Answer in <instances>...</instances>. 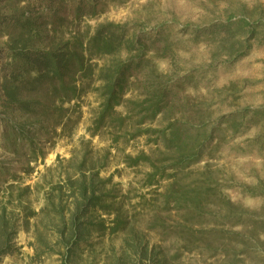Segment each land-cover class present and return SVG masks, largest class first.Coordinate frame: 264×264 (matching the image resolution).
Instances as JSON below:
<instances>
[{"label": "rangeland", "instance_id": "rangeland-1", "mask_svg": "<svg viewBox=\"0 0 264 264\" xmlns=\"http://www.w3.org/2000/svg\"><path fill=\"white\" fill-rule=\"evenodd\" d=\"M54 1L0 0V18L7 5L28 4L39 16ZM72 20L58 33L63 42L103 22L165 34L148 52V69L167 75L163 82L179 81V108L217 128L212 148L184 180L208 186L205 215L191 219L199 231L180 234L174 226L184 227L185 211L164 205L160 195L170 180L150 184L147 162L129 164L128 156L141 152L161 158L155 135L133 138L132 127L93 131L97 82L62 104L61 120L59 111L45 117L5 104L1 82L15 65L2 52L11 31L0 22V264H264V194L255 193L257 182L264 186V116L250 112L264 107V0H128ZM227 20L263 25L256 33L233 27L221 41L211 27ZM188 28L201 31L200 38L184 33ZM137 96L132 88L124 98ZM147 124L163 128L166 121ZM83 187L95 199L86 209ZM228 214L242 218L227 220ZM156 216L170 228L154 223Z\"/></svg>", "mask_w": 264, "mask_h": 264}, {"label": "trees", "instance_id": "trees-1", "mask_svg": "<svg viewBox=\"0 0 264 264\" xmlns=\"http://www.w3.org/2000/svg\"><path fill=\"white\" fill-rule=\"evenodd\" d=\"M126 1L128 0H55V6L51 5L48 11L39 16L32 14V8L28 4L12 7L7 5L10 11L0 18V22L3 23V28L11 32L7 35L8 40L3 45L2 52L15 66L3 76V102L13 106L21 104V108L31 115L48 117L50 113L59 111L61 120L67 111L62 104L74 100L80 91L97 82L93 89L97 93L99 105L93 120V131L102 128L125 131L132 127L136 130L131 135L133 138L143 134L155 135L153 141L160 150L161 158L152 160L149 155L141 152L134 157L128 156L127 160L130 165H137L141 161L148 163L147 179L150 184H159L164 177L170 180L160 195L165 199L164 205H171V209L180 215L185 211L184 227L180 223L174 228L186 236L199 231L192 227L191 219L203 214L204 193L207 194L209 189L208 186L204 189V184L192 187V183H185L184 180H187L189 168L212 148L211 142L217 128L212 129V124L209 126L210 122L203 119L192 121L194 118L188 110L180 109L184 107L176 102L174 91V86L179 81H175V84L170 78L163 82L161 78L167 75L148 69L151 61L148 52L155 44L166 40L165 34L160 30L154 36H148L140 31L136 32L134 27L127 24L103 22L98 23L91 33H74L65 42L62 41L63 36L59 38L58 35L61 28L67 26L69 16L73 20L86 16L95 18L109 5ZM262 23L248 24L245 20H227L211 27V30H218L217 38L222 41L225 33L233 27L238 32L247 29L249 33H256ZM184 33L193 34L194 39L201 36V31L196 29L188 28ZM122 53L126 56L121 57ZM239 55L243 56L245 53L234 56V59ZM102 58L105 61L101 65L92 62ZM132 88L139 91V96L125 99V94ZM122 106L125 107L124 112L118 110ZM250 112L252 116H264V107ZM158 117L166 121L163 128L149 127L147 122ZM134 119L135 122L132 123ZM218 120V124L221 123V119ZM207 126L209 128H205ZM119 137L116 135L113 142H117ZM256 185L260 189L255 193L263 195L264 186L260 182ZM86 191L87 188L83 187L85 209L95 200L92 195L86 196ZM227 203L233 208L230 202ZM77 216L78 213L75 214ZM223 217L238 221L242 214ZM157 222L165 230L170 228L164 226L160 216L155 217L154 223ZM75 224L78 230L79 220ZM3 251L0 249V255Z\"/></svg>", "mask_w": 264, "mask_h": 264}]
</instances>
